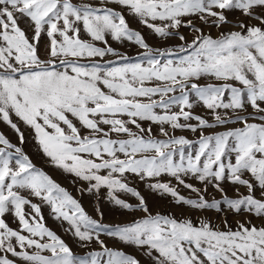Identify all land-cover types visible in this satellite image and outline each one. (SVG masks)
I'll use <instances>...</instances> for the list:
<instances>
[{
  "label": "snow or ice",
  "instance_id": "obj_1",
  "mask_svg": "<svg viewBox=\"0 0 264 264\" xmlns=\"http://www.w3.org/2000/svg\"><path fill=\"white\" fill-rule=\"evenodd\" d=\"M103 3L0 0V124L19 140L14 144L0 131V264H264V0ZM234 10L245 18L237 23L239 30L215 38L193 23L198 19L221 28L231 23L228 14ZM125 13L152 36L182 43L153 47L129 26ZM182 28L193 34L190 41ZM109 37L143 51L133 59L113 48ZM202 79L218 83L202 85ZM196 105L212 119L195 114ZM237 123L242 126L206 134ZM176 130L198 137L177 136ZM25 132L46 164L81 182V195L143 215L105 224L104 212L96 207L94 218L32 162L23 147ZM129 175L152 181L150 190L177 205L246 213L261 226L250 219L233 228L227 220L219 227L205 219L193 223L153 214L130 186ZM164 176L197 198L180 195L162 182ZM189 176L211 184L221 199H205L186 182ZM226 182L247 194L230 198L222 187ZM41 204L86 251H73L45 225Z\"/></svg>",
  "mask_w": 264,
  "mask_h": 264
},
{
  "label": "rangeland",
  "instance_id": "obj_2",
  "mask_svg": "<svg viewBox=\"0 0 264 264\" xmlns=\"http://www.w3.org/2000/svg\"><path fill=\"white\" fill-rule=\"evenodd\" d=\"M74 4H83V3H90L93 6L102 7L104 6L103 0H72ZM108 7H115L116 10H120L117 6L108 4ZM126 19L128 20L129 26L132 29L139 30L143 34H145L147 38V42L152 45L153 47H173L175 45H178L182 43L177 38H172L169 40H160L159 38H156L151 35L149 30L144 28L143 26L139 25V23L135 20H133L131 17L125 13ZM228 19L231 21V23L227 26H223L221 28H216L214 26H211L210 24H203L198 19H194L193 23L196 24L197 27H200L203 29L205 34H210L214 38L219 35L220 32H227L229 30H239L237 27V23L240 20H244L245 18L242 16L239 10H234L228 14ZM251 23H257L256 21H251ZM183 34H185L189 41L192 38V33L189 32L187 29L182 28L180 30ZM83 39H88L86 35H82ZM109 43L113 48H115L118 52L122 54H126L133 59L137 58L139 53H141L143 50L135 46L134 44L130 42H124L119 43L116 41H112L109 37ZM47 43V38L44 37L42 39L41 45H40V54L43 56L44 54V46ZM106 59L112 60L116 59L115 57H106ZM200 84H208V83H218L215 80H205L202 79ZM251 109L249 108V112ZM193 112L197 115L204 116L205 118L211 120L212 117L209 114L208 110L204 109L200 105H196L193 108ZM253 122V121H250ZM258 122V121H255ZM192 123H195V121H192ZM144 126L147 127V122H144ZM240 124H229L227 126L218 127L215 129L210 130L206 134H211L212 132H222L227 130L228 128H235V127H241ZM153 127V135L159 137V131L158 127L156 125H152ZM23 130V129H22ZM0 131L4 132V134L12 141V143L19 145V140L17 136L9 130L6 126L3 124H0ZM175 135H183L186 136L188 139L195 140L198 137V133L194 134L187 130H176ZM26 136V143L23 145L24 151L29 155V157L32 159V162L39 168L43 169L46 173H48L56 182H58L62 187L68 190V192L78 199L82 205L84 206L85 210L92 215L94 218H98L94 212V209L96 207H99L104 212V220L103 222L105 224H122L129 222L133 220L134 218H139L143 215V213L137 211L134 213H129L126 211H121L119 209L113 208L106 200L103 198L100 199L99 202L97 200L89 195L84 194L81 195L79 192V188L82 186L80 181L74 182V177H72L69 174H65L60 170H55L48 164L44 162L43 156L38 152L37 148L35 147V143L32 140L31 135L28 132H25ZM162 138V137H161ZM244 178H248L247 175H245ZM162 182H170L172 186H175L177 188V191L180 195L184 196L185 198H191L196 199L197 194L195 192H192L191 190L184 188L183 186L177 185V182L172 179L171 177L164 176L161 178ZM185 180L187 183H190L194 185V187L201 190V194L204 195L205 199L212 200V199H221L222 193L217 191L215 187H213L211 184H208L205 186L204 184L200 183L199 181L195 180L191 176L185 177ZM128 182L130 186L136 188L142 196H144L147 205L149 207V210L155 214V213H161L164 215H170L174 216L177 219H185L190 218L193 223H198L200 220L205 219L210 221L214 226L223 227V221L227 220L229 224L233 226V228L236 226L237 221H246V220H252V223L256 224L257 226H261V220L258 218H254L249 216L246 213H241L239 215L233 214L232 212H229L225 210L224 212H216L215 210H196L193 208H189L188 206H181L177 205L173 198L166 195H161L157 192H154L150 190L147 187L148 183H151L152 181H141L138 178L129 175ZM205 187H207V190L205 191ZM222 187L224 188V192L230 197V198H237L239 194H247V190L239 185H232L230 183H224L222 184ZM239 189V192L237 191ZM26 194V193H25ZM259 195V193H257ZM34 203L40 204V201L37 198L30 197ZM122 198L126 199L129 203L135 205L138 203L136 198L128 196V195H122ZM42 214L44 217V223L47 227H49L51 230L55 231L58 235H60L65 241L73 248V251L77 253H81L83 251H86L85 249H81L78 247V245L74 242V240L71 238L70 234L65 231L66 225L62 226L60 221H57L53 219L52 215L50 214V209L47 205L41 204ZM10 226L13 228L17 227V224L15 221L12 220L11 217L7 218ZM107 239L106 237H102ZM109 243V246L112 247H120V245H113L111 241H107ZM124 251L126 252H132L133 249L130 247H124ZM137 258L143 260V257L136 253Z\"/></svg>",
  "mask_w": 264,
  "mask_h": 264
}]
</instances>
